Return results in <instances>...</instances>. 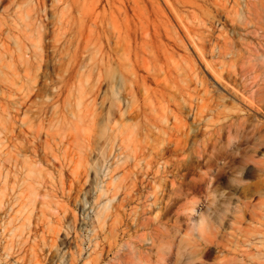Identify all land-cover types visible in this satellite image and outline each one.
<instances>
[{
  "label": "rangeland",
  "instance_id": "obj_1",
  "mask_svg": "<svg viewBox=\"0 0 264 264\" xmlns=\"http://www.w3.org/2000/svg\"><path fill=\"white\" fill-rule=\"evenodd\" d=\"M0 264H264V0H0Z\"/></svg>",
  "mask_w": 264,
  "mask_h": 264
}]
</instances>
